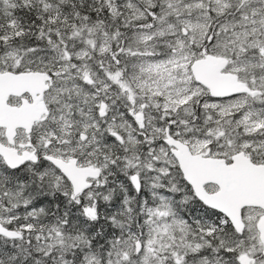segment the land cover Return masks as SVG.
<instances>
[{
  "label": "snow or ice",
  "instance_id": "1",
  "mask_svg": "<svg viewBox=\"0 0 264 264\" xmlns=\"http://www.w3.org/2000/svg\"><path fill=\"white\" fill-rule=\"evenodd\" d=\"M0 264H264V0H0Z\"/></svg>",
  "mask_w": 264,
  "mask_h": 264
}]
</instances>
